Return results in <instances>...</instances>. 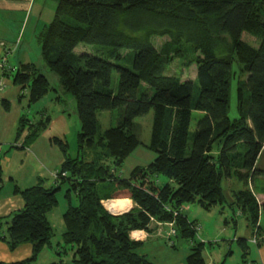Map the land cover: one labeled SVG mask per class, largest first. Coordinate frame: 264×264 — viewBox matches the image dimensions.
Instances as JSON below:
<instances>
[{
    "label": "trees",
    "instance_id": "trees-1",
    "mask_svg": "<svg viewBox=\"0 0 264 264\" xmlns=\"http://www.w3.org/2000/svg\"><path fill=\"white\" fill-rule=\"evenodd\" d=\"M56 1L55 18L38 34L42 59L58 75L62 90L76 101L79 151L101 148V152L91 162L72 159L68 145L55 140L65 160L55 173L54 186L39 183L16 189L24 207L9 221L0 219V240L11 251L29 244L32 255L0 264H36L55 235L48 216L59 206L58 193L65 186L68 208L63 215L62 254L73 256L69 263L53 264H154L139 253L143 243L131 239L130 233H151L152 223L172 222L176 238L193 242L187 264H207L205 245L195 230L200 224L191 221L183 207L197 203L211 211L224 206L228 199L223 181L233 178L244 188L231 191L230 206L246 218L251 241L256 238L258 245L264 221V202L257 198L264 194V183L256 185L257 179L264 180V0ZM244 34L256 38L259 46L245 42ZM156 37L169 38L160 50L152 42ZM80 44L110 49L104 55L78 54ZM176 60L183 68L196 65V79L169 74ZM235 64L247 78L237 81L239 117L231 119ZM114 71L119 74L117 90L112 87ZM13 77L22 91L28 90L20 100L27 98L29 106L53 90L34 63L21 64ZM4 106L9 108L5 101ZM115 109L121 112L118 126L98 134V113ZM152 110L149 148L156 158L121 179L115 172L142 145L134 133L135 119ZM193 112L203 117L191 134ZM50 122V117L35 122L23 115L18 139L26 133L24 143L14 147H30ZM217 144L220 148L215 149ZM3 176L0 162V192ZM161 176L166 182L158 181ZM104 182L108 185L103 187L113 184L116 190L102 194L99 185ZM72 195L77 205L72 204ZM120 198L131 199L135 207L113 215L102 204ZM238 241L247 252L246 240Z\"/></svg>",
    "mask_w": 264,
    "mask_h": 264
},
{
    "label": "rangeland",
    "instance_id": "rangeland-1",
    "mask_svg": "<svg viewBox=\"0 0 264 264\" xmlns=\"http://www.w3.org/2000/svg\"><path fill=\"white\" fill-rule=\"evenodd\" d=\"M58 2L56 0H0V46H4L6 49L10 48L15 50L16 43L21 40V46H19V52L30 51L31 56L34 59L40 72L47 77L51 87L53 88L50 93L56 95V91L61 92L62 88L60 85L59 77L54 72L50 71L42 59L41 45L38 41V34L44 29L45 26L49 25L55 18V12ZM169 40L168 37H156L152 40L155 47L160 50L165 42ZM243 40L249 43L253 47L259 46V41L248 35H243ZM18 47V46H17ZM110 48L100 47L89 44H80L76 48V53H89V54H106ZM14 52V51H13ZM12 52V53H13ZM123 54L126 52L122 51ZM17 61H18V57ZM11 60V59H10ZM1 62V60H0ZM3 64V63H0ZM122 65L131 67L130 64L125 62ZM234 71L237 74L232 83L231 98H230V109L229 117L235 119L239 117L237 110V99H236V85L238 79L245 80L247 75L241 73L238 64L234 65ZM4 71V70H1ZM169 74H180L183 80H195L197 76L196 65L190 68H183L181 62L176 60L169 72ZM5 83L4 77H0ZM9 80H13V77H9ZM112 87L117 90L119 83V74L117 71L113 72ZM6 89V85L4 90ZM3 90V91H4ZM2 94V92L0 93ZM71 98V103L68 100H64L60 105H55L50 108V115H57L60 110L63 112L69 120V131L66 132L65 141L68 143V154L72 159L80 158L85 162H91L94 160L96 152H101V148L96 149H84L79 151L77 137L81 132V122L78 116L76 101L72 95L67 94ZM33 113L29 114V118L34 120L37 115V111L40 110V105L34 104L32 106ZM56 117V116H55ZM121 117L119 109L112 111H101L98 113L99 120V133L102 134L106 130L118 126ZM203 117V114L199 112H193L190 132L193 134L197 128L199 119ZM154 120V110L149 114L135 119V130L134 133L138 135L142 145H140L134 152L125 160L124 165L121 169L115 172V175L121 179L128 178L130 172L135 167H146L155 158L156 153L149 148L151 144L152 127ZM55 132H60L56 129ZM220 148V145H215V149ZM107 164H111V161H105ZM161 181L165 180V177L161 176ZM264 183L263 178L256 180L257 187H261ZM102 185H108V182H104L99 185V189L102 194H111L116 190V186L110 184L109 187H103ZM264 186V185H263ZM223 188L226 193L228 202L224 206H217L211 211H206L200 207L197 203L187 205L186 214L189 219L194 220L195 218L201 222V231L198 232L197 240L205 242L204 254L208 261H212V264H264V221H261L262 229L259 236L258 245L254 244L249 238V227L248 222L244 216L238 217L239 210L236 206H230L233 201L231 191L234 189H243L244 184L237 179H224ZM67 186L58 193V199L60 205L53 213L49 216L50 222L54 228L55 235L51 241L52 248L45 249L37 264H51L54 260L61 259L65 263L72 261V253L62 254L63 251V240L62 234L65 231V225L63 222V213L68 208L67 199L65 193ZM261 192L257 195L260 196ZM262 198L260 197V200ZM72 204L77 205V199L75 195H72ZM112 202L109 203V206ZM108 206V207H109ZM110 208V207H109ZM111 209V208H110ZM113 211V210H112ZM225 219H228V225L224 224ZM232 219L236 222H240V230L234 226ZM165 225V224H159ZM171 229L167 233L169 237ZM238 231V233H237ZM164 237L153 236L152 241L145 244L144 249L141 253H146L148 259L154 264H171L177 262L180 256L185 255L186 251L189 253L191 249V243L185 239H173L176 247L174 248L169 241ZM237 234V236H236ZM236 237V238H234ZM238 239H245L247 242V252L241 247ZM204 240V241H203ZM260 244V245H259ZM60 247L58 256L54 254V250ZM247 254L246 258L244 254Z\"/></svg>",
    "mask_w": 264,
    "mask_h": 264
},
{
    "label": "crops",
    "instance_id": "crops-1",
    "mask_svg": "<svg viewBox=\"0 0 264 264\" xmlns=\"http://www.w3.org/2000/svg\"><path fill=\"white\" fill-rule=\"evenodd\" d=\"M3 45L4 46H0V60H1L0 63L4 64V71H1L0 69V77L5 78L4 80H6L5 83L6 89L5 90L3 89L4 91L2 90L1 91L2 94H0V157H1L0 162L4 171L3 183L1 184V192H0L1 194L0 219L3 220L4 222V221H9L10 216L14 212L19 211L24 207V200L20 194L15 193L16 189L19 188L20 190H26L38 185L39 183H42L44 186L48 188L54 186L55 173L61 167V165L64 163L65 160V154L62 151L59 144L55 142V140L58 139L62 141L64 144L68 145V143L65 141L66 138L65 134L67 130L69 131L70 126L67 116L63 113L65 111L60 110V113L56 112L57 115L53 116L50 115L52 113H50L49 110L51 107L55 105H60V103H62L64 100H68L70 103L72 100L63 90L59 93L58 91H56L57 93L56 95L49 92L44 98H42L39 102L36 103V105H40V110L37 111V115L34 118V120L32 119L33 121L37 122L40 119L50 117L51 122L48 129H46L38 137V139L34 141V143L30 147L25 149L14 147V146L21 147V145L24 143L23 138L26 135V133H24L23 137L18 139V127H19L20 119L23 115H27L28 117L29 114L33 113L32 110L33 105L29 106L27 98H23L22 100H20V96L27 95L28 90L22 91L20 86L14 82L13 75L15 74V72L17 71L18 67L21 64H28V63L36 64V63L34 62V59L31 56L30 51L19 52V46H21V40H18V42L16 43L15 50H11L10 48L6 49L5 44ZM16 57H18V61ZM4 72H6L5 76H3ZM10 76L13 77V80L11 81L9 80ZM4 101L8 103L9 106L8 109L5 108ZM56 129H59L60 132L56 133L55 132ZM131 172L128 178H130ZM128 178H124V179H128ZM158 181L161 183L166 182L165 180L161 181L160 177L158 178ZM260 197L262 198L261 200ZM257 198L260 203L264 202V194H260V196L257 195ZM113 201L122 202L118 205L119 209H117L114 212L111 211V209L108 207L109 203ZM102 204L106 208V210L113 215H121L123 213L129 212L131 209L135 207L134 202L128 198L105 200L102 201ZM53 211L49 214V216L53 213ZM237 216L238 217L242 216L240 211L237 214ZM191 221H197V223L200 224V226H202L201 222L196 218ZM63 222H64V217H63ZM228 223H229L228 219H225L224 224L228 225ZM233 224L237 228L236 230H240V222L234 221ZM151 228L154 229V231H152L151 233L145 231H132L130 233L131 239L143 243L142 247L139 250V253L141 255H145L147 257L146 253H141V250L144 249L145 244L152 241L153 236L164 237V232H166L165 238L169 241V244H171L174 248L176 247V244L173 241V239H175L176 236L167 238V233L169 232V229H171V227L168 224L157 225L156 223H152ZM5 229L6 226H3L1 228L3 233ZM65 231H66V225H65ZM65 231L63 232V234L65 233ZM63 234H62V240H63ZM251 237H252V229L249 227V238ZM190 243L193 246V242L190 241ZM203 243L204 245L206 244L205 242ZM51 245L52 243L47 247H45L43 251L47 248L51 249L52 248ZM59 249L60 247H57V249L54 250V254L58 257H60L58 255ZM204 250H205V246H204ZM190 252L191 249H189V253L188 251H186L184 257L180 256L177 262H173L171 264H187V257L190 254ZM31 255H32V246L29 244L21 245L16 250L11 251L8 248V246L0 240V262H6V263L18 262L29 258ZM61 261H62L61 259H57L54 260L51 264L59 263ZM206 262L207 264L213 263L211 260L208 261L207 258H206Z\"/></svg>",
    "mask_w": 264,
    "mask_h": 264
},
{
    "label": "built area",
    "instance_id": "built-area-1",
    "mask_svg": "<svg viewBox=\"0 0 264 264\" xmlns=\"http://www.w3.org/2000/svg\"><path fill=\"white\" fill-rule=\"evenodd\" d=\"M0 69H1V70H4V64H0ZM4 87H5V82H4L2 79H0V92L4 89ZM55 176H56V174H55ZM55 176H54V177H55ZM187 209H188L187 207H183V210H187ZM177 215H178V212L175 213V216H177ZM168 225L171 227V231H170V233H169V237H174V236L176 235V229H175L174 223L172 222V223H169ZM195 230H196L197 232H200V231H201V226H200V225H197V226L195 227ZM252 242H253L254 244H256V243H257L256 238H254V239L252 240Z\"/></svg>",
    "mask_w": 264,
    "mask_h": 264
},
{
    "label": "bare ground",
    "instance_id": "bare-ground-1",
    "mask_svg": "<svg viewBox=\"0 0 264 264\" xmlns=\"http://www.w3.org/2000/svg\"><path fill=\"white\" fill-rule=\"evenodd\" d=\"M120 203H122V202H119V201H113L112 204H111L110 206H109V205H108V206L111 208V211L113 210V212H114V211H116L117 209H119V208H118V207H119L118 205H119Z\"/></svg>",
    "mask_w": 264,
    "mask_h": 264
}]
</instances>
